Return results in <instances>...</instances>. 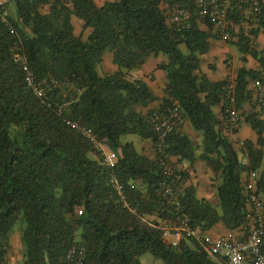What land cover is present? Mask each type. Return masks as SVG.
Listing matches in <instances>:
<instances>
[{
    "label": "trees",
    "instance_id": "1",
    "mask_svg": "<svg viewBox=\"0 0 264 264\" xmlns=\"http://www.w3.org/2000/svg\"><path fill=\"white\" fill-rule=\"evenodd\" d=\"M16 15L8 18L20 33L30 66L39 78L56 80L47 98H38L13 59L14 37L0 20V264H8L14 226L23 221L20 237L24 264H66L73 244L86 248L84 264H142L152 253L163 264H220L194 239L177 245L164 239L158 227L178 216L208 230L223 223L229 230L248 226L251 211L243 172H257V192L264 198V122L255 112L244 113L258 140L244 142V158L219 129L214 108L223 101L226 80L212 82L200 70L201 56L210 49V32L200 27L194 0H13ZM51 4L48 13L41 7ZM177 6L191 12L190 26L170 22ZM91 28L86 40L74 33L72 16ZM240 21L242 15L232 12ZM212 24L209 20H205ZM264 31V0L258 28ZM241 50L250 51L248 42ZM107 51L118 70L98 72ZM264 69V59L255 50ZM165 54L158 68L166 73L161 108L177 104L185 120L203 135L202 152L185 132L172 131L163 153L157 134L144 114L158 97L133 71L149 56ZM256 70L242 68L235 80L237 106L252 100L249 79ZM76 121L94 130L97 138L117 153L109 168L94 145L76 128ZM134 134L151 140L156 157L150 158L133 141ZM193 162L198 157L213 171L218 204L199 198L196 187H183L165 197L162 161ZM174 164V163H173ZM122 188V196L113 179ZM125 202L132 208L125 206ZM84 209L82 216L78 208ZM134 210V211H133ZM146 219V220H145Z\"/></svg>",
    "mask_w": 264,
    "mask_h": 264
},
{
    "label": "built area",
    "instance_id": "2",
    "mask_svg": "<svg viewBox=\"0 0 264 264\" xmlns=\"http://www.w3.org/2000/svg\"><path fill=\"white\" fill-rule=\"evenodd\" d=\"M13 0H0V20L5 23L14 37V62L19 64L24 75L25 82L33 90L34 94L42 99L47 98V88L55 84L56 80L39 78L30 66V61L25 51L23 40L12 22L8 18L7 6ZM69 4V0H62ZM198 15L201 20H209L222 30L228 29L227 24L232 12H239L251 24L259 25L262 14V0H194ZM170 22L181 27L190 26L191 12L181 6H177L170 12ZM224 40L229 39L226 31L222 35ZM255 86L258 90V98L261 104V114L264 117V83L256 80ZM224 115V127L229 133H235L241 124V111L237 106L236 82L227 79L223 88V101L221 103ZM150 121L157 134V151L163 153L164 145L168 135L174 130H180L185 118L177 104L166 108L154 110ZM68 124L78 129L101 154L104 163L113 168L117 163V153L108 145L99 140L94 130L82 126L76 121L68 120ZM247 166V160H242ZM165 177L161 183V192L165 197H174L179 191V184L183 178V170L171 162L162 161ZM257 172L248 171V179L245 183L247 200L251 211L253 223L247 228L229 230L217 236H207L206 230L201 227L192 226L188 217L178 216L170 222L159 224L165 240L177 245L183 237L194 239L210 257L220 264H264V198L257 192ZM113 183L119 194L123 197L122 188L114 178ZM125 206L132 210L127 202ZM134 211V210H133ZM84 209L78 208L77 215L82 216ZM146 220V219H145ZM86 248L79 244H73L66 253V264H84Z\"/></svg>",
    "mask_w": 264,
    "mask_h": 264
},
{
    "label": "crops",
    "instance_id": "3",
    "mask_svg": "<svg viewBox=\"0 0 264 264\" xmlns=\"http://www.w3.org/2000/svg\"><path fill=\"white\" fill-rule=\"evenodd\" d=\"M98 5H103L107 1L112 0H95ZM51 4H47L41 7L42 13H48L50 11ZM240 21L235 22L234 18H230L227 28L222 30L217 25L212 23L209 25L205 20L199 21L200 27L210 32L212 37L210 38V49L208 53L201 56L200 70L205 73L208 79L212 82H222L227 79L236 80L239 71L242 68L256 70L260 73L259 77L255 79H249L248 88L252 91V100L244 105L241 111V124L239 129L235 133H229L224 127V115L222 105H217L214 110L221 121L219 129L229 140L233 143L236 151L242 160L244 158V142L252 141L254 143L258 140L257 133L252 129L251 125L246 121V113L255 112L258 118L264 122V117L261 114V104L258 98V90L255 86L256 80H262L264 83V69L258 58L252 55L251 50L257 51L258 55L264 59V31H260L258 34H254L253 30L258 28V25L251 24L243 15ZM72 24L74 26V33L77 36H81L83 40H86L91 28L84 29V21L79 19L75 15L72 16ZM226 31L229 35V39L224 40L222 35ZM248 42V48L250 51L244 52L241 50V42ZM168 62V57L165 54L151 55L147 58L146 63L136 71L132 72L135 78H141L148 83L152 92L158 97V100L154 101L147 107H140L139 110L144 114H147L150 110L154 111L159 109L163 105L165 98V85L167 81L166 73L159 69L158 66ZM101 70L103 74L114 73L118 70V67L113 62V52L107 51L104 55L103 62L101 64ZM245 113V114H244ZM181 130L187 133L197 144V155L202 152L203 135L201 132L196 131L185 120ZM264 136V130H263ZM136 147L150 158L156 157V148L154 142L151 140L137 139L133 141ZM171 163L178 166L187 172V180L183 183V187L193 185L196 187L197 195L199 198L209 200L213 205L218 204V197L216 194V183L213 181L214 173L206 165V163L199 157L193 162L184 160L178 161L177 157L171 158ZM243 183L245 184L248 179V172H243ZM253 223L250 220L247 228ZM223 223H218L214 227L206 230L207 236H217L228 232ZM23 245L21 242L20 234L16 232L11 235V247L7 254L8 264H17L24 261Z\"/></svg>",
    "mask_w": 264,
    "mask_h": 264
},
{
    "label": "rangeland",
    "instance_id": "4",
    "mask_svg": "<svg viewBox=\"0 0 264 264\" xmlns=\"http://www.w3.org/2000/svg\"><path fill=\"white\" fill-rule=\"evenodd\" d=\"M8 13H10L11 15L15 16L16 15V7H15V3L12 1L9 5H8V9H7ZM98 72H102L101 70V64L98 66ZM102 75H104L103 73H100ZM137 139H141L139 136L134 135V134H130L127 135L123 138L124 142H131V141H136ZM25 227V224L23 221H19L15 226L14 229L12 231L13 233H17L20 234L21 230ZM21 236V235H20ZM141 262L142 264H163V262L159 259H157L152 253H146L141 257ZM17 264H24V261L22 260V262H19Z\"/></svg>",
    "mask_w": 264,
    "mask_h": 264
}]
</instances>
